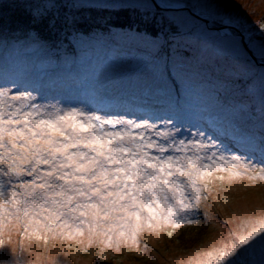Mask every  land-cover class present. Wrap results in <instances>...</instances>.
<instances>
[{
	"label": "rangeland",
	"instance_id": "1",
	"mask_svg": "<svg viewBox=\"0 0 264 264\" xmlns=\"http://www.w3.org/2000/svg\"><path fill=\"white\" fill-rule=\"evenodd\" d=\"M73 1L69 4L79 8L137 6L148 17L164 19L160 25L178 24L180 28L175 31L167 27L169 52L165 40H151L141 32L130 31H125L128 37L120 32L110 35L108 39L116 41V45L102 44L101 52L89 48L98 40L89 42L85 37H73L72 32L67 38L71 43L68 46L62 40L53 44L33 38L3 44L0 85L28 86L38 91L33 93L38 95L37 103L55 104L61 109L77 107L101 116L155 120L171 118L175 112L180 123L206 129L226 150H233L226 155H243L241 149L254 154L256 159L264 156V67L260 59L264 44L259 39L247 38L250 34L260 36L264 0H218L244 21L239 29L243 41L239 36H225L215 28L203 30L195 19L202 14V0H168L170 5L163 8L156 0ZM59 5L50 0L47 6L59 14ZM159 51L163 53L161 59L152 60ZM166 55H170L169 66L163 63ZM225 62L239 69L227 80L222 75ZM169 85L180 95H169ZM89 94L96 95L97 101L113 99L120 104L119 108L98 111ZM202 195L207 199L201 200L196 224H181L175 229L145 228L137 234L138 244L129 241L119 247H106L99 240L89 245L87 235L77 239L53 237L50 233L46 240L39 233L26 237L20 234V228L12 226L13 221L5 226L0 264H187L197 253L224 242L228 231L246 215H264L261 179L213 178ZM229 219L231 223H226ZM239 260L240 264H264V244L257 241Z\"/></svg>",
	"mask_w": 264,
	"mask_h": 264
},
{
	"label": "snow or ice",
	"instance_id": "2",
	"mask_svg": "<svg viewBox=\"0 0 264 264\" xmlns=\"http://www.w3.org/2000/svg\"><path fill=\"white\" fill-rule=\"evenodd\" d=\"M19 2L28 27L14 30L27 37H37L41 27L53 32L72 28L80 34V25L91 23L61 17L47 6L50 0ZM200 7L202 14L195 19L203 30L215 28L243 41L239 29L244 21L224 3L202 0ZM140 22L159 23L148 16ZM105 23L124 27L112 17ZM261 29L258 38L250 34L248 40L264 44V25ZM6 32L0 27V34ZM260 59L264 67V54ZM238 70L225 62L223 78ZM33 93L38 91L16 83L0 85V246L6 224L13 221L26 237L87 235L89 245L96 240L106 247L138 244L137 234L145 228L196 224L201 200L207 199L202 193L213 178L264 180V156L256 159L239 150L243 155H226L233 150L206 129L180 123L175 112L155 120L101 116L37 103ZM257 241L264 244V215H246L224 242L197 253L187 264H240L239 258Z\"/></svg>",
	"mask_w": 264,
	"mask_h": 264
},
{
	"label": "trees",
	"instance_id": "3",
	"mask_svg": "<svg viewBox=\"0 0 264 264\" xmlns=\"http://www.w3.org/2000/svg\"><path fill=\"white\" fill-rule=\"evenodd\" d=\"M58 2L60 10H59V15L61 17H67V18H76L78 20H87L91 21V23H83L80 25L81 33H73L72 28H66L62 30H57L55 32L48 30L47 28L41 27L38 32L39 35L37 37H27L23 33L24 30L27 29L28 23H27V18L24 15V4L20 3L19 0H0V27H2L6 33L0 34V45L3 44H8L11 45V43H20V41L23 40L28 42V38H33V39H39L40 40H46L50 41L53 44H56V42L63 41L65 42L64 44L70 45V41H67V38L71 35L73 37H85L84 39L89 40V42H98L93 46L90 45L89 48L99 51L102 47V44L104 45H109L111 44L116 45V41H113L108 39L110 35L116 36L118 32L120 33H126L125 31H130L134 32L137 34L143 33V35L154 39L155 41H162L161 39L165 40L166 44V49H168L169 52V44L170 42L167 41L168 34H167V27L170 30H177L180 27H178V24H170L167 26L160 25L164 22V19L158 20L157 17L156 20L159 21L157 24H144L141 21V18L143 16H149L148 13H144L141 10H139V7L137 6H130V5H120V6H113L110 7L106 5L105 7H97V6H92L88 5L85 8H79V7H74V5L69 4L73 3V0H56ZM158 2V5L160 7H164L167 5H170V2L168 3V0H156ZM34 3H38L37 0H34ZM171 5H173L171 3ZM179 5V4H178ZM124 9L127 11H119L116 12L115 10H120ZM112 17L113 19L119 20L121 24L124 25L123 28L120 27H113L109 28L108 24L105 23L106 18ZM132 22H136V25H134V28L128 27V25ZM19 25V30L21 32H18L14 30ZM177 26V27H176ZM98 36V38H97ZM103 36V38L107 39H100L99 37ZM123 36H127V33ZM101 40V41H100ZM110 43H108V41ZM37 41V40H36ZM96 48V49H95ZM109 49V48H108ZM164 50V49H163ZM91 52V51H90ZM101 52V51H99ZM162 52V51H161ZM159 51V54L155 58H152V60L156 59L157 57L159 60L161 59V56L163 53ZM2 56L4 54H1ZM167 56V55H166ZM170 55L167 56V59L170 60ZM165 59L163 63H166L167 66H169L170 62H165ZM145 70L148 68L144 67ZM188 75V73H187ZM166 81H169V84L171 83V80L168 78ZM164 84H162L163 86ZM159 90V89H157ZM177 90V89H176ZM169 95H172L173 93H177L180 95L177 91L174 92L173 89H171V86L169 85ZM90 95V99L92 100V104L94 107L98 110L101 111L99 108L102 110H107L109 107H117L116 109L119 108L120 104H117L113 99H101L97 101V96L96 95ZM168 95V96H169ZM178 98V103H179V98L180 96H177ZM94 100L95 104H94ZM177 104V102H175ZM97 105V106H96ZM124 110V109H123ZM147 110V109H146ZM222 134V132L220 131ZM240 151H242L240 149Z\"/></svg>",
	"mask_w": 264,
	"mask_h": 264
}]
</instances>
